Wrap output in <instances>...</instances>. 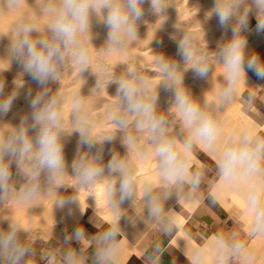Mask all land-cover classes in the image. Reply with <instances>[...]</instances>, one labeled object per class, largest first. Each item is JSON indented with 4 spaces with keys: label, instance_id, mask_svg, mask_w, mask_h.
Instances as JSON below:
<instances>
[{
    "label": "clouds",
    "instance_id": "1",
    "mask_svg": "<svg viewBox=\"0 0 264 264\" xmlns=\"http://www.w3.org/2000/svg\"><path fill=\"white\" fill-rule=\"evenodd\" d=\"M25 3L0 0V15L18 13L9 32L0 33V39L7 37L9 42L6 54L0 56V61L7 62V68L0 70V128H4L0 133V208L10 200L35 202L53 189L67 190L64 180L71 177L77 189H88L103 181L105 203L111 211L110 219L95 234H88L83 225L66 232L65 247L56 253L57 264H120L122 237L126 238L121 220L126 218L132 223L127 209L138 203L144 222L155 225L162 235L173 234L175 210L166 204L173 197L179 203L198 193L205 176L192 168V156L199 146L214 154L219 180L242 192L250 218L247 236H264V136L246 125L224 137L219 119V113L241 95L248 71L264 78V59L249 50L247 39L252 18L256 21L255 31L264 33V0H214L204 13V44L175 25L179 34L175 33L173 39L179 59L156 53L159 79L155 83L133 65L113 74L108 57L126 53L140 38V26L149 23L145 19L146 3L156 21L165 17L157 32L161 30L168 19L167 9L174 6L171 0H37L34 11L26 10ZM41 17L46 18L43 24ZM213 17L223 31L214 50L209 48L204 28ZM96 25L107 30L100 46L94 44L99 36L94 31ZM94 50L100 53L95 58ZM13 62L20 71L13 88L6 92L4 73ZM69 67L79 72L85 84L86 72L95 77L88 89L89 97L108 92L115 85L108 116L119 136L96 134L88 97L79 90L66 112L60 82ZM218 68L222 69L221 82L214 88V96L210 98L206 89L198 100L185 83V74L191 70L210 85ZM25 75L38 87L35 92L27 87L24 95L29 111L13 124L4 117L25 88ZM161 88L171 94L166 110L178 117L175 128L160 111ZM73 134H78L77 149L69 164L65 145ZM117 140L125 154L114 146L105 162V145H115ZM134 148H139L141 159L152 157L156 161L158 181L146 180L142 189L135 165L126 155ZM69 203L80 206L77 197L71 195L60 199L57 207ZM5 223L6 228L0 227V264H33L36 251L27 229L18 219L0 216V225ZM161 252L157 245L148 260L156 264ZM187 255L190 264H251L254 259L238 232L214 234Z\"/></svg>",
    "mask_w": 264,
    "mask_h": 264
},
{
    "label": "bare ground",
    "instance_id": "2",
    "mask_svg": "<svg viewBox=\"0 0 264 264\" xmlns=\"http://www.w3.org/2000/svg\"><path fill=\"white\" fill-rule=\"evenodd\" d=\"M171 2L174 6H176L174 11V19L180 17H184L185 19L186 17V21L182 20L183 22L181 21L177 23L172 20L171 17L174 14L173 12V14H170L171 16L168 14V19L165 22L163 28L157 32L165 17H161V19L158 21H156L157 17H155L154 23L152 22L153 24H150L151 26L147 27L148 29H146V31L142 30L144 33L139 32L140 38H138L129 46L126 53H114L108 57V62L111 64V66L109 65L110 67L113 65V67H115V65L119 67V63L121 61L126 63V61L129 60H131V62L135 61V63L138 62V64L141 63L139 65L144 66L146 63L148 64V60H152L154 55L159 52H163L168 56H172L171 54L174 53V56L172 57L179 59L177 56V43L171 38L172 36L170 37L172 33H176L175 31L170 32L175 30L173 28L169 31L168 26L171 24H182L185 27L190 28L197 26L196 28L199 30L196 31L195 29H192L189 31L196 37L200 44L205 43L203 30L204 14H201L205 13V11L213 6L214 0H203V2L206 3V6L204 9H200L201 11L204 10L203 12L199 13L200 15L193 13L195 12L194 10H199V5L194 6L192 8L193 11L189 12L188 9L178 5L180 0H171ZM203 2L201 4H205ZM24 8L29 11L36 10L37 0H26ZM145 8L150 10V7L147 3L145 4ZM167 11H169V8ZM17 14L18 13H5L0 15V33L9 32ZM45 21V17L40 18L41 24H43ZM199 26L201 29L198 28ZM255 26V18H252L249 24L250 32L247 37L248 48L249 50L256 51L259 56L264 59V33H257L255 31ZM204 28L206 30V39L208 42H214V44H216L223 35V31L215 17H213L211 21H208L206 24H204ZM94 31L99 33V36L94 40V44L96 46H100L106 36L107 30L103 25H96L94 27ZM228 35L230 36L231 32H229ZM154 36L155 39H153ZM8 43L7 37L0 39V56H4L6 54ZM138 43H142L140 44V47L141 45L145 46V44L147 47H155L163 44L165 46L162 50H156L151 55L140 51L142 48L138 47ZM93 55L95 58L96 56L100 55V53L98 50H94ZM143 62L146 63L144 64ZM6 68L7 62L0 61V70ZM19 71V66L13 62L11 68L4 73V78L7 85L6 92L11 91L13 88V81L17 77ZM221 71L222 69L219 68L216 70V73L212 77L211 84L209 85V82L206 79L195 77L193 72L189 70L185 76L189 75L191 79L190 77L189 79H187L188 77H185V83L191 87L198 100L202 99L201 93L206 89L208 96L212 98L214 96V88L218 87L221 82ZM85 75L88 77L87 84H85V80L80 76L79 72L72 67L67 68L63 72L60 82V90L64 93L66 98V112L70 109L74 93L79 90L81 91L82 95L88 97L86 102L89 103L92 109L93 117L96 121V134L98 136L109 134H115L119 136V132L112 126L108 116L110 105L115 99L111 95H114L115 93L104 92L103 94H97L95 96L89 97L88 89L94 85L95 77L87 72ZM247 76L248 81L246 84L242 85L241 95L239 98L229 107L219 113V119L222 122V131L224 137H228L234 130L243 128L246 125H252L260 136H264V78L258 77L253 71H248ZM150 78H152L153 82L155 83L158 81L159 76ZM24 80L25 88L21 90V95L14 102L12 110L7 114V116L4 117L5 121H10L13 124H17L19 122L20 116L23 113L29 111L28 101L24 95L27 87L31 86L33 92H35L38 87V85L27 75L24 76ZM247 88H251L254 91L252 97L250 94V98L247 96L249 95V93L246 91ZM170 95L171 94L167 89L161 88L159 94V103L161 100H163L164 103L163 105H160V111L165 110L168 106L170 102ZM164 114L168 117L170 122H172V125L175 128L178 117L174 113H171L170 116L165 112ZM3 131L4 128H0V133H3ZM77 137L78 134H73L70 141L65 145V155L69 164L71 163L77 149ZM141 139L146 140V137H142ZM114 146L121 154H125V151L120 147L118 140L115 145L106 144L104 156L105 162H107V160L110 158L109 150ZM138 151L139 148H134L130 152L126 153V155L135 165L138 176V185L142 189L146 180L158 181L159 177L156 171L155 159L152 157H149L148 159H141L138 155ZM192 168L194 170H201L205 176V179L202 182L196 196L191 200H181L179 203L177 202L176 198L173 197L166 204V207H170L175 210L176 227L174 233L169 235L168 243L169 246L172 247L171 249H174L176 252L183 255L187 264H190L187 254L190 253L191 249L202 245L208 238L216 234L214 232L204 233L199 228H197L193 234L190 233L187 228L188 223H190L189 218L191 217V214L195 210L198 211L197 208L203 198H209L210 200L217 203L227 213L235 228V232L237 230V232L240 234V239L244 242L246 241V246L254 256L251 264H264V236L256 238L247 236L246 233L250 218L246 214L243 194L236 188L222 183L219 180L216 175L214 154L204 146L196 147L192 156ZM69 172L71 173V169H69ZM64 184L66 185L67 190L60 189V191H56L53 189L50 193L42 195L40 199L35 202L21 203L19 200H10L6 206L0 208V212L4 213H0V216L18 219L22 226L27 229L29 239H31L33 235L38 234L44 239L55 237L56 242L63 244V238L66 232H71L80 225H83L88 234H95V232H97L101 226L105 225L111 217V211L108 209L105 203L106 190L104 182L101 181L88 189H77L75 187V180L71 177H66ZM71 195L77 197L81 208L78 203H69L63 208L57 207V203L60 199ZM128 206L129 202L126 201L124 207L127 208ZM200 207L202 206L200 205ZM81 209L85 210L82 212ZM127 214L131 218L132 223H130L126 218H122L121 220V228L125 232L126 238L122 237L123 255L120 264H122L131 255H140L145 245L151 238L152 232L157 230L155 225L144 222L143 211L139 203L135 207L128 208ZM94 223L96 224V227L94 226ZM0 227L6 228L7 223L0 225ZM79 247L80 246L77 244V248Z\"/></svg>",
    "mask_w": 264,
    "mask_h": 264
},
{
    "label": "crops",
    "instance_id": "3",
    "mask_svg": "<svg viewBox=\"0 0 264 264\" xmlns=\"http://www.w3.org/2000/svg\"><path fill=\"white\" fill-rule=\"evenodd\" d=\"M200 205L202 207H200ZM200 205L197 208L198 211L195 210L189 218L190 223H188L187 228L190 233L194 234L197 228H199L204 233L214 232L216 234H228L235 232V228L227 213L217 203L210 200L209 198H203ZM168 243L169 235L166 236L162 235L160 232H157L147 242L140 255H131L122 264H152V262L148 260V256L154 251V248L157 245L161 248L162 252L158 257L156 264H187L185 257L176 252V250L171 249L172 247L169 246ZM44 260H47V257L44 255V253L36 252L33 264H45ZM89 264H91V261H89Z\"/></svg>",
    "mask_w": 264,
    "mask_h": 264
},
{
    "label": "rangeland",
    "instance_id": "4",
    "mask_svg": "<svg viewBox=\"0 0 264 264\" xmlns=\"http://www.w3.org/2000/svg\"><path fill=\"white\" fill-rule=\"evenodd\" d=\"M203 2V0H185V1H183V0H180V2H179V6L180 7H184L185 9H188L189 10V12H191V11H193L192 10V8L194 7V6H198V9L199 10H194L195 12H193L194 14H199V13H201V12H203V11H201L200 9L201 8H205V6H206V3L205 2H203V3H205V4H201ZM201 4V5H200ZM178 6V7H179ZM175 7L176 6H174L173 8L172 7H169V11H167V15L169 14H173V12L175 11ZM181 9V8H180ZM183 9V8H182ZM191 9V10H190ZM168 10V9H167ZM204 13H202L201 15H203ZM153 15V16H152ZM200 15V14H199ZM171 16V15H170ZM155 17H156V15H154L148 8L146 9L145 8V19L149 22L148 23V25L146 26V25H144V24H142L141 26H140V28H139V32L140 33H144L143 31L145 30L146 31V29H148L147 27H150L153 23H154V20H155ZM174 17H175V12H174V14L172 15V17H171V19L172 20H174L175 22H181L182 20H184V21H186L185 19H187L186 17H185V19H184V17H180V18H177V19H174ZM188 17V16H187ZM193 17V16H192ZM191 17V18H192ZM153 19V20H152ZM187 21H190V20H187ZM209 21H211V20H209ZM153 22V23H152ZM183 22V21H182ZM151 24V25H150ZM175 25H176V28L179 30V29H183V30H187V31H189V30H199V29H197L196 27H185L184 25H182V24H180V25H177V24H171V25H169L168 26V28H169V31H170V29H175V30H172V31H170V32H176V28H175ZM167 28V29H168ZM198 28H200V26L198 27ZM201 29V28H200ZM143 30V31H142ZM165 34V33H164ZM168 34V33H167ZM175 35V33H172L171 35H170V37L173 39V36ZM177 34V36H178V34L179 33H176ZM148 42V41H147ZM151 42V41H150ZM149 43V42H148ZM209 43V48L210 49H215V47H216V44H214V42H208ZM140 44H142V43H138L137 45H138V47L139 48H142V49H140V51H142V52H146L147 54H151L152 55V53L154 52V51H158V50H162L163 48H164V44L163 45H159V46H149V47H147L146 46V44H145V46L143 45H141V47H140ZM204 44V43H203ZM174 53H172L171 55L172 56H174L173 55ZM150 56V55H149ZM155 59H156V55H154V57L152 58V60H148V64L146 63V65H144V66H140L139 64H141V63H139L138 64V62L137 63H135V61H132L131 62V60H129V59H127V60H129V61H126V63H124V62H120L119 63V67L118 66H116L115 65V67H110L111 66V64H109V62H108V64L110 65L109 67H110V71L113 73V74H116V75H118V74H120V73H122L124 70H125V68L128 66V65H133V66H135V67H138V68H140L146 75H148L149 77H157L158 76V74L156 73V66H155ZM124 61V60H123ZM128 62H131V63H128ZM122 63V64H121ZM144 63V62H143ZM143 63H142V65H143ZM144 63V64H145ZM152 64V65H151ZM187 79H189V75L188 76H185ZM190 79H191V77H190ZM189 83H191V82H189ZM188 83V84H189ZM248 93H249V95H247V96H249V98H250V94H251V97H252V95H253V93H254V91L251 89V88H247V90H246ZM108 92H110V93H115V85H111L109 88H108ZM107 93V92H106ZM101 94H103V93H101ZM163 103H164V101L163 100H161L160 101V105H163ZM163 112H165V113H167L169 116L171 115V113L172 112H168L166 109L165 110H163ZM1 214H4L3 212H0ZM99 230V229H98ZM97 230V231H98ZM157 232H159L158 230H154L153 232H152V236H151V238L157 233ZM236 232H237V230H236ZM239 233V232H238ZM34 236V237H33ZM32 236V238L31 239H29L30 240V242H31V244H32V246L34 247V249H35V251L36 252H39V253H44V255L47 257V260H44V263L45 264H57V256H56V253H57V251L59 250V249H62L63 247H65V245H64V243L62 244H60V243H58V242H56V238L55 237H49V238H46V239H44V238H42V237H40L38 234H35V235H33ZM150 238V239H151ZM149 239V240H150ZM245 243H246V241H245ZM61 245V246H60ZM76 247H77V245H75ZM44 249V250H43Z\"/></svg>",
    "mask_w": 264,
    "mask_h": 264
}]
</instances>
